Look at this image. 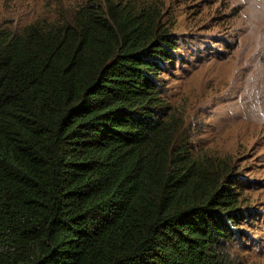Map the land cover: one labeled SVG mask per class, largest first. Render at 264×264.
<instances>
[{
	"label": "trees",
	"instance_id": "1",
	"mask_svg": "<svg viewBox=\"0 0 264 264\" xmlns=\"http://www.w3.org/2000/svg\"><path fill=\"white\" fill-rule=\"evenodd\" d=\"M55 10L0 25V264H237L259 183L181 132L162 0Z\"/></svg>",
	"mask_w": 264,
	"mask_h": 264
},
{
	"label": "rangeland",
	"instance_id": "2",
	"mask_svg": "<svg viewBox=\"0 0 264 264\" xmlns=\"http://www.w3.org/2000/svg\"><path fill=\"white\" fill-rule=\"evenodd\" d=\"M77 2L0 0V25L18 27ZM162 3L163 25L174 23L184 40L181 59L161 75L165 96L197 153L223 160L259 183L245 189L247 203L257 210L254 225L243 227L247 235L228 249L237 264H264V0ZM243 111L259 126L244 122Z\"/></svg>",
	"mask_w": 264,
	"mask_h": 264
}]
</instances>
